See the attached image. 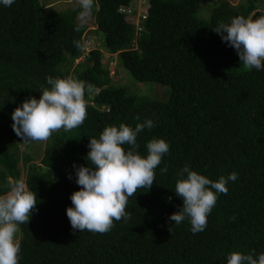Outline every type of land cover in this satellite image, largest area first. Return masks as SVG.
Segmentation results:
<instances>
[{"label": "trees", "instance_id": "trees-1", "mask_svg": "<svg viewBox=\"0 0 264 264\" xmlns=\"http://www.w3.org/2000/svg\"><path fill=\"white\" fill-rule=\"evenodd\" d=\"M135 1L96 0V30L104 34L101 47L105 41L106 52L117 55L135 81L166 91L162 100L116 85L112 60L98 47L75 65L88 30L84 25L76 31L78 8L57 14L40 0L0 4V195L21 179L14 140L23 141L1 123L12 120L25 99H39L48 76L73 75L95 86L80 127L54 133L40 165L23 156L25 183L38 203L28 225L20 226L19 264H227L233 251L264 252V69H245L236 50L212 30L236 16L264 15V0L235 6L217 0L208 19L198 13L213 0H150L145 18L134 9L121 11ZM146 119L155 127L138 133L141 155L153 138L170 146L151 189L129 198L130 219L115 222L110 232L73 231L66 215L80 188L73 165L88 166L89 139L106 126L134 128ZM165 165L168 172L161 174ZM185 165L213 181L238 174L227 194H218L206 229L195 234L188 219L179 225L169 220L183 204L174 190Z\"/></svg>", "mask_w": 264, "mask_h": 264}, {"label": "clouds", "instance_id": "clouds-1", "mask_svg": "<svg viewBox=\"0 0 264 264\" xmlns=\"http://www.w3.org/2000/svg\"><path fill=\"white\" fill-rule=\"evenodd\" d=\"M14 2L0 0L5 7ZM135 2L130 7L132 10H136ZM147 3L148 0L136 10L141 18L148 15L150 7L145 9ZM75 4L81 21L76 28L79 31L89 20L96 0H75ZM130 8H122L121 11L126 13L124 10ZM137 30L142 31L139 22ZM212 30L236 50L245 69H264V15L255 19L236 16L228 23L219 22ZM73 43L77 48L82 47L79 41ZM90 52L84 49L81 58H86ZM102 53L104 57L108 55L111 58L110 64L114 63V55ZM46 82L48 87L40 89L39 99L30 96L11 114L12 129L23 142L48 141L54 133L78 128L86 119L89 104L86 96L90 97L95 91L94 85L73 75L64 78L48 76ZM136 119L139 121L140 117ZM153 127L152 119L136 123L134 128L124 123L110 125L100 132L99 138L89 139L88 166L73 165L76 183L80 186L71 195L72 206L66 209L73 231L105 234L115 227V222L130 219L131 214L127 211L129 198L136 197L141 189H151L156 179L155 170L169 152L166 140L157 138L147 142L146 156L139 152L138 133ZM160 171L166 174L167 165ZM177 177L174 193L183 204L169 216V220L179 225L188 219L195 234L206 229L207 218L216 206L218 194H227V184L237 180L238 174L233 172L213 181L185 165ZM171 199L168 198L169 201ZM37 200L36 192L22 179L11 182L7 194L0 195V264H19L22 235L18 233L21 232L20 226L28 225L37 210ZM227 264H264V252L256 256L233 251L227 256Z\"/></svg>", "mask_w": 264, "mask_h": 264}, {"label": "rangeland", "instance_id": "rangeland-1", "mask_svg": "<svg viewBox=\"0 0 264 264\" xmlns=\"http://www.w3.org/2000/svg\"><path fill=\"white\" fill-rule=\"evenodd\" d=\"M40 1L42 5L45 8H47V11L49 10L57 14L70 9L77 8L75 4V0H40ZM146 1L147 0H137L135 2L134 8H136V10L139 9L140 5L145 4ZM242 1L244 0H231L234 6L238 5ZM217 4H218L217 0H213L211 4L204 5V8L198 13V17L201 18L203 16L206 19L210 18L211 15L210 8H214L215 6H217ZM148 7H150V0H148L145 9H148ZM140 12H142V10ZM95 21L96 19L93 16V13H91L89 20L85 24L89 28L85 36V45H86L85 50L86 52H90L93 51L95 47H98L99 50H101L104 53H107L105 49V41L103 47H101L102 45L101 39L104 40V34L96 30L97 26L95 24ZM135 21L136 23H138V20ZM77 22L80 25L81 21L79 16L77 17ZM107 56H105V58H107ZM84 60L85 57L76 60L75 65L81 63ZM113 60L114 63L110 64L109 69H110V76L116 85L123 86L124 88H127L130 92L135 91L137 93L150 95L153 96L154 98H159V100L165 99L167 97V93L162 87L153 84H141L135 81V79L131 76V74L120 66V63L118 62V58L116 55L113 56ZM151 88H154L153 89L154 92H151L152 90ZM12 123H13L12 120H8V121H3L1 124L3 125V129L9 133V132H14L12 129ZM46 142L47 141L23 142L20 141V139L14 140V143L18 144L17 154L20 157L19 165L21 167V179L24 180V182H26L27 167L23 166V164L21 163L23 161V156L28 154L29 156L32 157V163L40 165L41 159L44 154ZM18 235H22V232L18 233Z\"/></svg>", "mask_w": 264, "mask_h": 264}, {"label": "built area", "instance_id": "built-area-1", "mask_svg": "<svg viewBox=\"0 0 264 264\" xmlns=\"http://www.w3.org/2000/svg\"><path fill=\"white\" fill-rule=\"evenodd\" d=\"M132 9L130 8V9H127V10H124V12H126L127 14H131L132 13Z\"/></svg>", "mask_w": 264, "mask_h": 264}]
</instances>
